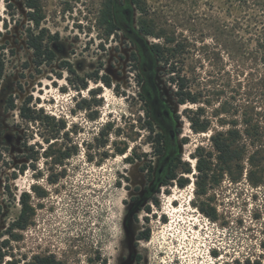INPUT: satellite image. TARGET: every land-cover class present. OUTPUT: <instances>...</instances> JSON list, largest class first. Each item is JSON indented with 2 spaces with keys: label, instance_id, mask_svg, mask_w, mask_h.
<instances>
[{
  "label": "rangeland",
  "instance_id": "1",
  "mask_svg": "<svg viewBox=\"0 0 264 264\" xmlns=\"http://www.w3.org/2000/svg\"><path fill=\"white\" fill-rule=\"evenodd\" d=\"M106 1L40 0L37 29L26 0H0L2 264L51 254L64 264H137L139 255L140 264H264V139H230L245 153L229 172L213 160L200 174L195 157L200 148L216 153L215 132L243 129L251 111L264 112V0H138L133 18L162 52L155 91L124 31L112 38L100 24ZM41 29L65 51L38 66L28 34ZM172 78L185 79L198 102L180 104ZM156 91L173 114L176 173L188 182L170 180L152 196L147 175L156 177L163 159L152 137L166 134L155 116L156 132L146 128ZM192 118L209 129L196 132ZM254 150L258 184L249 176ZM24 193L29 225L8 233ZM146 230L150 239L139 240Z\"/></svg>",
  "mask_w": 264,
  "mask_h": 264
},
{
  "label": "trees",
  "instance_id": "2",
  "mask_svg": "<svg viewBox=\"0 0 264 264\" xmlns=\"http://www.w3.org/2000/svg\"><path fill=\"white\" fill-rule=\"evenodd\" d=\"M113 1L114 0H107L104 5V9L102 11V16L100 19V24L104 25L106 27V30L108 33H111L116 28V22L114 19V13H113ZM135 3L138 4V0H133ZM26 5L31 8L33 11H30L29 16L30 19L35 23V27L39 29L41 26V21L43 16L39 13L40 10V0H26ZM144 29L148 34H153V31L149 29L144 22ZM31 32L30 38H29V45L34 51V57L36 64L42 65L44 62H52L55 59V54L53 51L49 49H45L43 45V37H45L44 31L41 29L38 31V33ZM154 48L156 51L159 52L160 56H162L161 47L158 44H154ZM260 49H262L263 54V63H264V46H260ZM161 58V57H160ZM163 59V58H161ZM167 62V60H166ZM173 72H175L174 67L171 68ZM5 71V58L3 56V53H0V79L3 78ZM101 80L104 81V83L108 86H111L112 83L110 81V78L107 76H102ZM172 82L175 83V85L178 86V90L176 91L177 100L180 104H185L187 102H193L197 103L198 99L191 93L190 91H184L186 88L185 79L183 78H172ZM263 92L260 93L261 97L264 101V80H263ZM83 86H87L86 83L83 82ZM12 107H15V103L13 100H11ZM159 108L158 104H155L153 101L152 103H149L147 106V125L146 128H148L151 133L156 132L155 131V122L153 121L152 117H156V112ZM25 111V105L21 108ZM264 109V108H262ZM157 119V117H156ZM193 122V129L196 132H202L207 131L209 129L210 124H199L197 120L192 118ZM245 127L243 129L239 128H231L227 131H218L212 134L211 139L213 141L214 149L216 153H209L205 152L203 148H200L199 151L203 152L202 155H196V169L199 171L200 174L207 175L209 171L213 170V167H216V162L220 165H222V168L224 170H227L228 172L231 171L238 162H241L244 159V153L245 150L239 151L238 146L235 147L234 141L230 139H264V112L261 111H251L250 115L243 120ZM152 143L154 144V153L156 155H162L165 149V146L163 145V141L167 139V136L164 132H157L152 137ZM123 152V151H122ZM258 151L254 150L248 157V161L251 165V169L249 171L250 180L254 184H258L260 181L253 178V174L255 172L254 168H261L262 165L260 163V160L257 157ZM168 156V155H167ZM206 156V157H204ZM207 158V159H206ZM179 156H174L172 159V164L170 167V164L166 168V170L163 172L162 175H158V178L156 179V187H154L153 190H150L149 194L154 196L153 194L159 189V184L167 185L170 180H176L179 182L181 186H185L187 184V180L184 181L177 175V169L178 164L180 161ZM214 160V161H213ZM150 170L154 171L153 165H150ZM184 172L191 173L192 168L189 166L187 167ZM208 172V173H207ZM149 179L153 180V175L149 174ZM206 189H204L203 193H205ZM152 202L158 205V200L155 199V197H152ZM21 204V210L15 220L11 223L10 230L8 233H10L14 229H24L29 225L30 218L32 215V208L28 203V194L24 193L21 196L20 199ZM149 209V208H148ZM3 214V208L0 205V219ZM209 216H213L209 214ZM139 239L142 240H149L150 239V231L146 230L143 231L139 235ZM9 241L8 240H2L0 241V264L5 262V257L7 256L6 248L8 247ZM25 264H64L61 260H59L55 255H36L32 261H28Z\"/></svg>",
  "mask_w": 264,
  "mask_h": 264
},
{
  "label": "flooded vegetation",
  "instance_id": "3",
  "mask_svg": "<svg viewBox=\"0 0 264 264\" xmlns=\"http://www.w3.org/2000/svg\"><path fill=\"white\" fill-rule=\"evenodd\" d=\"M135 9L139 10L140 8L138 4L135 3L133 0H115L113 3V13H114V19L116 22V28L111 33H108V31L106 30V27H105V30H106L107 35L112 36V38L115 37L116 35L115 33L119 32V30L124 31L126 37L128 38V41L134 44V50L130 52V58L135 62L137 66L136 69L138 68L139 72L141 73L143 72V74L148 77L149 83L151 84V87L155 91V84H154V78H153V67H154L153 64L159 60L160 54L158 51L155 50L154 44L148 41L150 34H148L145 31L144 23L142 22V20L141 19H138V21L134 20L133 14H134ZM29 35L30 33L28 34V45H29V38H30ZM53 37L54 39H56V41L59 40L58 35H54ZM44 43L46 45H44ZM132 43L131 45H133ZM43 45L45 49H49L53 51L55 56H56V53H63L65 51V48L63 47L62 44L57 42L53 45H50L49 40L46 41L45 38H43ZM33 54H34V51H33ZM43 64H51V62L46 61ZM64 64L67 65L66 67H68L69 65L67 61H65ZM39 66H42V65H39ZM156 94L157 96L154 95V99L152 100V102L154 101L155 104L159 105V108L156 112V117L164 125L166 129L167 139L163 141V145L165 146L163 154L157 155L160 157L163 156V159H161L156 177L153 176V180H151L149 179V175H147V180L149 181V185L146 186V188L148 187L149 192L150 190H153L154 187H156V179L158 178V175H162L169 164L171 167L172 159L177 154L176 151H177V135L178 134L174 128L175 123L173 121V114L171 111L161 109L162 103L158 98L157 91H156ZM147 95L150 96L151 94L147 92ZM172 132H175L174 137L171 136ZM160 185L162 184H159V186ZM138 239H139V236H138ZM139 240H142V239H139ZM136 261H137V264H140L141 262L140 255L137 257Z\"/></svg>",
  "mask_w": 264,
  "mask_h": 264
},
{
  "label": "water",
  "instance_id": "4",
  "mask_svg": "<svg viewBox=\"0 0 264 264\" xmlns=\"http://www.w3.org/2000/svg\"><path fill=\"white\" fill-rule=\"evenodd\" d=\"M171 136L174 137V136H175V132H172V133H171Z\"/></svg>",
  "mask_w": 264,
  "mask_h": 264
}]
</instances>
